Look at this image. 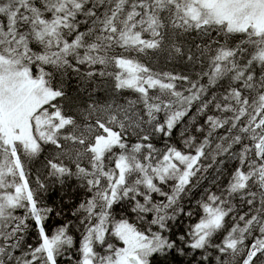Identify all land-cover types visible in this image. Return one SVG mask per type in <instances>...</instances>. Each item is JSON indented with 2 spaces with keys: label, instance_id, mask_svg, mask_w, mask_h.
Returning a JSON list of instances; mask_svg holds the SVG:
<instances>
[{
  "label": "snow or ice",
  "instance_id": "6c2138e0",
  "mask_svg": "<svg viewBox=\"0 0 264 264\" xmlns=\"http://www.w3.org/2000/svg\"><path fill=\"white\" fill-rule=\"evenodd\" d=\"M61 261L264 264V0H0V264Z\"/></svg>",
  "mask_w": 264,
  "mask_h": 264
},
{
  "label": "trees",
  "instance_id": "16d2710c",
  "mask_svg": "<svg viewBox=\"0 0 264 264\" xmlns=\"http://www.w3.org/2000/svg\"><path fill=\"white\" fill-rule=\"evenodd\" d=\"M141 59H145L141 57ZM151 66L156 70H172V66L169 64H165L162 58H152L151 59ZM72 85H75V80L71 81ZM126 95H132L131 93H126ZM157 146L161 147L162 143L160 140H157ZM178 146H182L179 145ZM43 159V157L41 158ZM41 166L40 162H34L33 167V176L35 175V170L38 169ZM213 173L211 171L208 174V179L202 181L203 185H210V181L212 178ZM194 193L197 195L199 194V189L194 190ZM83 198V192L81 189H79L74 181H70L67 185H65L63 188H61L60 185H53L50 190L44 195V201L46 204L56 207V208H62L65 215L63 217H53L47 222V227L49 231H53L57 226L62 225L66 223L67 221H72V228L70 231L74 235L77 242H79L80 239V233L76 231L77 227V220L75 217L71 215V211L74 210L75 206L81 201ZM192 205L196 206L195 200L192 201ZM199 215V212L197 213ZM197 215L193 217L192 222H195V218H197ZM128 216L132 222H135L136 217L135 214L129 212ZM34 228V226H33ZM29 243L35 244L36 238H35V232H30L29 235ZM61 264H63V261H61Z\"/></svg>",
  "mask_w": 264,
  "mask_h": 264
},
{
  "label": "flooded vegetation",
  "instance_id": "af4514ba",
  "mask_svg": "<svg viewBox=\"0 0 264 264\" xmlns=\"http://www.w3.org/2000/svg\"><path fill=\"white\" fill-rule=\"evenodd\" d=\"M192 207H193V208H196V206H193V205H192ZM198 212H199V210L197 209V213H198ZM198 218H199V215H197V218H195V220L198 219Z\"/></svg>",
  "mask_w": 264,
  "mask_h": 264
}]
</instances>
